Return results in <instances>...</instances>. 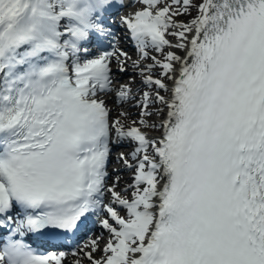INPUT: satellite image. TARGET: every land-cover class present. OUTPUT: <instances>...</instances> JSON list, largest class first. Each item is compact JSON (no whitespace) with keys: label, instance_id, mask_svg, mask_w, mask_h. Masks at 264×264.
<instances>
[{"label":"snow or ice","instance_id":"snow-or-ice-1","mask_svg":"<svg viewBox=\"0 0 264 264\" xmlns=\"http://www.w3.org/2000/svg\"><path fill=\"white\" fill-rule=\"evenodd\" d=\"M0 264H264V0H0Z\"/></svg>","mask_w":264,"mask_h":264},{"label":"bare ground","instance_id":"bare-ground-1","mask_svg":"<svg viewBox=\"0 0 264 264\" xmlns=\"http://www.w3.org/2000/svg\"><path fill=\"white\" fill-rule=\"evenodd\" d=\"M125 179H127V177H125Z\"/></svg>","mask_w":264,"mask_h":264}]
</instances>
